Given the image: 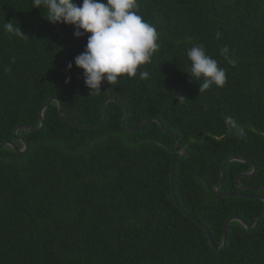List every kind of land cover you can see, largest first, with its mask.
<instances>
[{"label":"trees","instance_id":"16d2710c","mask_svg":"<svg viewBox=\"0 0 264 264\" xmlns=\"http://www.w3.org/2000/svg\"><path fill=\"white\" fill-rule=\"evenodd\" d=\"M142 17L159 32V51L135 77L102 83L89 96L74 58L87 35L49 23L32 0H0V264H264V0H138ZM78 6L82 0H74ZM12 21L27 38L6 33ZM222 33L221 38L216 32ZM90 35V34H88ZM190 38V43H189ZM202 44L226 70L227 82L199 94L186 49ZM227 45L229 58L220 55ZM73 67L67 69L68 63ZM149 72L140 79L139 71ZM70 82L66 83V79ZM179 94L187 99L176 101ZM107 118L93 128L104 116ZM207 105V110L204 109ZM160 119L174 137L151 121ZM233 117L244 135L226 126ZM181 146L177 150V142ZM221 193L215 186L224 162ZM174 162L176 204L171 182ZM260 196V197H259Z\"/></svg>","mask_w":264,"mask_h":264},{"label":"clouds","instance_id":"9594fccd","mask_svg":"<svg viewBox=\"0 0 264 264\" xmlns=\"http://www.w3.org/2000/svg\"><path fill=\"white\" fill-rule=\"evenodd\" d=\"M32 7L46 9L43 16L49 23L74 26L76 38L87 35L85 49L74 58V63L83 70L89 96L99 95L102 83L117 86L121 77H135L141 66L151 64L161 47L159 32L140 14L138 0H82L79 6L74 0H32ZM3 29L12 36L27 38L12 21H6ZM216 37L221 38L222 33L217 31ZM228 53L229 48L225 45L220 55L235 66V60L229 58ZM186 55L190 61L186 73L191 81L200 82L199 94L214 85L222 88L226 84V70L207 54L202 44L188 47ZM72 67L69 62L67 69ZM139 77L148 79L149 72L139 71ZM69 82L70 78L66 79V83ZM175 99L182 104L187 98L178 93ZM203 107L207 110V105ZM224 122L235 129L237 135H244V129L233 117L225 116Z\"/></svg>","mask_w":264,"mask_h":264},{"label":"water","instance_id":"95a60500","mask_svg":"<svg viewBox=\"0 0 264 264\" xmlns=\"http://www.w3.org/2000/svg\"><path fill=\"white\" fill-rule=\"evenodd\" d=\"M110 100H116L118 102L121 103L120 100H117L116 98H113V97H109L105 102H104V116L102 118V120L96 124H90V125H80L81 127L83 128H93V127H96V126H99L101 124L104 123V121L106 120L107 118V103L110 101ZM53 101H57L58 102V105H59V112H60V115L66 120V121H69V118L66 117V115L64 114L63 112V106H62V103L61 101L56 98V97H52L51 99H49L47 101V103L41 108L40 110V118H41V125L39 128H34V127H31V126H25V125H21V126H18L14 129V133L16 135V137L20 140L23 141L24 143V148L23 149H18V147L16 146V144L12 141H5L3 143L0 144V149H2L4 146L6 145H9L11 147H13L17 152L19 153H23L27 150L28 148V145H27V142L24 138L18 136V131L20 129H23V128H26V129H30V130H33V131H40L41 129H43L44 125H45V118H44V112L45 110L47 109V107L53 102ZM126 109V115H125V118L123 120V127L126 131H130V132H134V131H138L140 129H142L145 125H147L149 122L151 121H156L158 123H160L161 127L164 128L168 133H170L171 135H173L174 137H178V135L168 129L165 128L164 124L160 121V119L158 118H155V117H152V118H149V119H146L142 124H140L139 126H136V127H133V128H128L127 126V122H128V117H129V111L127 109V107H125ZM73 123V122H71ZM181 146V142L178 141L177 142V150L179 149V147ZM232 161H242V162H249L253 165V170L252 172L250 173H245V174H241L237 177V183L238 185L239 184V180L240 178L242 177H246V176H253L256 171H257V166L250 160L246 159V158H243V157H239V156H232V157H229L223 164V167H222V176H221V179L219 181V183L215 186V189L218 193H221L220 189L221 187L223 186L224 182H225V179H226V166L229 162H232ZM174 172H175V167H174V162L172 164V167H171V182H172V192H173V197H174V200L176 202V204L182 209V211H184L186 214H188L191 218L195 219L191 214H189L182 206L181 204L179 203L178 201V198L176 196V191H175V181H174ZM252 189H255V190H264V185L262 186H259V187H250ZM223 195H232V196H243L244 194H225V193H221ZM260 197V196H259ZM264 200V197H260ZM264 218V211L259 215V217L257 218V220L255 221L254 225H250L247 221L243 220L242 218L238 217V216H234V217H231L230 219L227 220V222L225 223V226H224V240H223V244L222 246H218L215 242V240L213 239L212 235L210 234V232L208 231L207 227L205 225H203L200 221L196 220L198 223H200L202 225V227L206 230L208 236H209V239L211 241V244L212 246L214 247V249L216 250H221L222 248L225 247L226 245V242H227V239H228V228H229V225L231 222L233 221H239L241 222L247 229L249 230H252V229H255L260 221Z\"/></svg>","mask_w":264,"mask_h":264}]
</instances>
